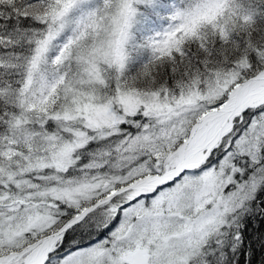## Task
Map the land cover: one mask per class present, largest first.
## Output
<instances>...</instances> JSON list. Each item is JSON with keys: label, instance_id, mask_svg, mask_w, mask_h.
Returning <instances> with one entry per match:
<instances>
[{"label": "snow or ice", "instance_id": "6c2138e0", "mask_svg": "<svg viewBox=\"0 0 264 264\" xmlns=\"http://www.w3.org/2000/svg\"><path fill=\"white\" fill-rule=\"evenodd\" d=\"M0 264H264V0H0Z\"/></svg>", "mask_w": 264, "mask_h": 264}]
</instances>
